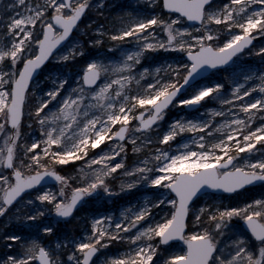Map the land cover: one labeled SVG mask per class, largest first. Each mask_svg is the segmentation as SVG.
<instances>
[{"label":"snow or ice","instance_id":"1","mask_svg":"<svg viewBox=\"0 0 264 264\" xmlns=\"http://www.w3.org/2000/svg\"><path fill=\"white\" fill-rule=\"evenodd\" d=\"M151 4L150 15L129 17L111 31L103 24L92 29L100 37L87 41L93 47L106 33L112 41L137 42L113 61L93 57L74 37L82 18L105 0H0V217L12 213V220L53 233L54 224L38 221L71 218L101 192L113 196L107 178L117 169L132 177L121 191L143 185L157 193L119 216L93 215L83 234L58 238L55 247L4 233V246L17 242L22 251L5 254L0 264H96L101 249L125 240L126 250L103 264H264V194L240 205L200 203L209 189L240 195L246 186L264 184V72L241 80L233 71L230 89L209 77L235 65L255 36H264V0ZM160 49L185 53L186 60L137 67L146 52ZM256 54L264 60V46ZM50 59L61 68L83 66L37 89L38 70ZM205 98L222 107L200 112ZM177 104L197 114L161 129ZM184 133L192 135L178 141ZM129 142L133 152L153 148L126 168L122 153ZM69 161H81L76 176L57 170ZM181 242L179 251L166 250Z\"/></svg>","mask_w":264,"mask_h":264},{"label":"rangeland","instance_id":"2","mask_svg":"<svg viewBox=\"0 0 264 264\" xmlns=\"http://www.w3.org/2000/svg\"><path fill=\"white\" fill-rule=\"evenodd\" d=\"M151 0H105V6L100 8H92L90 12L85 16L82 24L79 25V30H76L74 37L76 41L83 43L84 39H90L95 37L99 39L98 34L92 31L97 25L103 24L108 31L119 28L121 24H126L129 20V17L135 16H146L150 15L149 9L152 8ZM111 11V12H109ZM156 12H159L158 8L155 9ZM100 15L103 19L100 20ZM91 21V24H89ZM87 31L90 32V35H87ZM86 34V35H85ZM163 35V33H161ZM258 38V42L256 45L250 50L245 51V53L239 57L236 61V64L227 68L226 70H222L219 72H215L211 74L209 77L212 80H219L224 82L226 88L230 89L232 87L230 81V73L236 71L240 76V79H243V74L254 73L257 78H259L260 74L264 72V60L261 59L260 55L256 54V49L264 46V36L256 35ZM83 39V40H82ZM137 42L133 40L131 37H126L123 41H112L107 33L103 37V44H100V49L97 50L98 46H95V50L91 51V55L93 57H98L102 59H111L113 61L121 59L122 50H133L136 48ZM251 51V55L248 52ZM184 53L172 50L160 49L157 51H151L145 53L144 58L141 60L138 68L149 67L155 68L158 65H166L168 63H172L177 59L183 58ZM162 55V57H161ZM160 56V59H159ZM157 59V62L151 63L153 59ZM146 61V62H145ZM81 67L77 66L72 71H77ZM68 70L60 67V62L54 59H51L49 65L45 67L37 78V89H44L51 87L54 81V78L59 72H67ZM257 82L259 80L257 79ZM251 83V82H249ZM192 89L188 90L184 96L190 94ZM258 93H253V95H257ZM36 97H34L35 99ZM208 103L204 104V108L200 109V112H204L206 108H220L222 107L218 100L209 99ZM245 100L248 97L244 98ZM204 103L203 101L201 102ZM184 106L175 105L172 106L167 111V115L164 120L160 122L161 129L167 127V125L174 119L187 117L191 118L195 116L196 111L192 112H184ZM216 120L222 119L217 116ZM257 123H259V118L257 119ZM35 128V126H33ZM24 132H28V129H23ZM192 135L191 133H184L182 136H178L176 139L178 141H182V137H187ZM215 135V134H214ZM154 140L156 139L155 135L152 137ZM105 144H108L111 147L110 141H105ZM100 148L104 147V144L99 146ZM139 147V141H138ZM153 146L145 144L140 147L139 151L133 152L131 142L128 144L127 150L122 153V157L125 159V167L131 168L136 166L137 160H143L145 156H150ZM92 151H99L98 149ZM119 161V158H117ZM71 167H74L72 172H69L70 176H76L79 172L81 161H69L68 162ZM132 177L127 175L124 169H117L112 176L107 178V183L113 189L115 193L113 196L108 197L106 194L101 192L99 196H94L89 199L86 203L83 204L82 208L77 211L68 221H60L55 217H43L38 223L43 224H54L55 231L53 233H43L42 231H37L30 224H23L20 221L12 220L9 217L12 216V213L9 214V217H1L0 218V236L4 233H18L25 237L36 238L40 240L45 245L50 247H55L56 241L58 238H65L76 236L79 237L83 234L91 224V218L93 215L99 214H109L113 216H119L121 212L127 208L129 205L144 203V201L152 200L156 196L155 191H150L146 186L137 185L133 189H124L121 191V187L123 184L131 182ZM51 187V186H49ZM166 191V190H165ZM262 194H264V184H260L255 187H251L245 190H242L240 195L231 194H213L206 193L200 198V203H223L225 205H240L245 202L246 199L250 198H259ZM163 207V206H162ZM159 215H163V211L159 212ZM189 226L191 227V221L189 222ZM23 229V231H21ZM239 229V225L237 226V230ZM13 243L14 247L12 249H8L4 246V242L0 240V259L4 258L5 254H16L22 251V248L18 245L17 242ZM128 246V241H113L106 249H101V251L97 254L94 259L96 260V264H103L106 257L119 255L123 253ZM181 247V243L175 244L171 249H166L167 251H179ZM69 248L65 247L62 249L61 259H67V253L69 252ZM164 252H161V256L163 257ZM157 264H161V261H157Z\"/></svg>","mask_w":264,"mask_h":264},{"label":"trees","instance_id":"3","mask_svg":"<svg viewBox=\"0 0 264 264\" xmlns=\"http://www.w3.org/2000/svg\"><path fill=\"white\" fill-rule=\"evenodd\" d=\"M158 2H159V0H158ZM158 10L160 11V9L158 8ZM109 12H111V11H109ZM100 18V20L101 19H103V17H99ZM86 35V34H85ZM87 35H90V32L89 31H87ZM83 40V39H82ZM87 41H88V39H84V41H83V44H85V46H86V51L87 52H90V54H91V51H93V50H95V48H93V46H91V45H88L87 44ZM103 44V43H102ZM98 47V49H100L99 47H101L100 45H97ZM86 59V58H85ZM49 64H47L45 67H47ZM77 66H79V67H82L83 66V61H79L76 65H75V67H77ZM44 67V68H45ZM74 67V68H75ZM73 68V66L72 65H69V68H67V70H69V69H71V70H73L74 69ZM66 69V68H65ZM74 169V167H71V165L68 163V164H63V165H57V170L58 171H60L62 174H64V175H69V172H72V170Z\"/></svg>","mask_w":264,"mask_h":264},{"label":"water","instance_id":"4","mask_svg":"<svg viewBox=\"0 0 264 264\" xmlns=\"http://www.w3.org/2000/svg\"><path fill=\"white\" fill-rule=\"evenodd\" d=\"M166 11V10H165ZM189 24L190 25H195L196 24V22H189ZM255 43V39L253 40V42H252V44L251 45H249L248 46V48H250L253 44ZM184 57H185V59H186V54L184 55ZM48 62V61H47ZM46 62V63H47ZM43 67V66H42ZM39 71L40 70H38V74H39ZM38 76V75H37ZM185 109L186 110H193V109H191V108H189L188 106H185ZM258 183H260V182H256L255 184H253V185H249V186H254V185H256V184H258ZM48 185H51V183H49ZM47 185V186H48ZM246 187H248V186H246ZM216 190H211V189H209L207 192H212V193H214ZM218 194H220V193H218ZM227 194H230V193H227ZM81 205H79L78 207H77V209L80 207ZM76 209V210H77ZM59 218H62V219H68V218H63V217H59ZM182 243V242H181Z\"/></svg>","mask_w":264,"mask_h":264}]
</instances>
